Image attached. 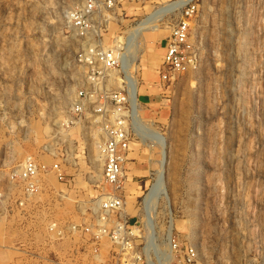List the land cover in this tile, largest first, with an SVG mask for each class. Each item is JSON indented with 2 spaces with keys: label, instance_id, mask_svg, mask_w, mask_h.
Masks as SVG:
<instances>
[{
  "label": "rangeland",
  "instance_id": "obj_1",
  "mask_svg": "<svg viewBox=\"0 0 264 264\" xmlns=\"http://www.w3.org/2000/svg\"><path fill=\"white\" fill-rule=\"evenodd\" d=\"M82 1L0 0V108L5 109L0 110V264L126 259L96 227V198L106 186L103 171L97 178L92 165L84 131L89 121L69 129L60 124L87 86L76 53L95 39L79 37L67 13ZM167 1L177 0H117L102 42L114 47L117 35L125 37ZM197 4L186 70L162 80L163 43L179 12L165 14L144 31L138 52L128 55L139 114L167 146L165 187L152 212L155 246L146 249L150 231L146 204L143 215L140 204L156 180L163 152L160 145L143 144L132 130L121 192L137 229V261L161 264L167 258L168 264H189L183 255L192 244L199 259L191 264H264V0ZM66 85L74 98L60 104L58 94ZM93 129L100 132V145L101 125ZM28 157L47 166L61 162L66 180L54 170L41 171L34 179L36 190L28 192L14 174ZM141 221L144 234L138 231Z\"/></svg>",
  "mask_w": 264,
  "mask_h": 264
},
{
  "label": "built area",
  "instance_id": "obj_2",
  "mask_svg": "<svg viewBox=\"0 0 264 264\" xmlns=\"http://www.w3.org/2000/svg\"><path fill=\"white\" fill-rule=\"evenodd\" d=\"M116 5L117 0H83L72 11L69 22L77 35L84 39L92 35L96 42L84 45L76 53V61L83 67L87 86L77 92L66 117L64 116L60 124L67 129L71 125L89 120L101 125L104 137L100 143V150L104 158L103 182L106 187L96 198L100 210V219L96 227L99 234L110 237L114 247L118 249L117 255L126 258L125 261L118 259L114 264H138V249L135 244L137 229L131 221V214L126 209V196L121 192L124 188L123 170L129 155L134 128L131 101L127 89H110V71L120 67L122 59L113 47H105L102 43L104 27L111 23L109 16ZM198 10L197 0H186L167 14L170 16L179 12V18L172 24L166 40L161 70L162 80L172 79V74L186 70L188 67L190 62L188 53L191 48L190 19ZM100 15H104V18L99 21ZM49 170H54L59 180H66L61 162L52 166L41 165L32 157L25 160L22 174L18 177L26 182L28 192H34L36 190L34 179L41 171ZM140 205L143 215V200ZM141 227L138 231L144 234L143 221ZM144 238V248H154L155 245H151V240ZM170 241L172 249L177 250L178 243L174 239ZM161 255L160 249L159 258ZM183 259L189 264L199 259L197 247L192 244L186 246Z\"/></svg>",
  "mask_w": 264,
  "mask_h": 264
},
{
  "label": "bare ground",
  "instance_id": "obj_3",
  "mask_svg": "<svg viewBox=\"0 0 264 264\" xmlns=\"http://www.w3.org/2000/svg\"><path fill=\"white\" fill-rule=\"evenodd\" d=\"M72 1H74V0H71V2ZM185 1L186 0L167 1V2H164L160 5L155 6V8L153 9V11L150 13V15L148 17H146L145 19L143 18V20H141L135 26L128 29V33L125 37L117 35L114 38L115 46L113 47V49L120 55L122 61H121L120 68H115V69H112L110 71L109 84L113 86L115 84L121 85L125 82V84H126L125 88H122V89H127V91H128L130 101H131V118L133 120V126L136 128V133L139 136L140 141L149 147L154 146V145H160L162 147V152H163V157L160 160V169L156 175V180L154 181V183H152V185L149 189V192L145 195L144 202H143L146 204L145 205V211L147 214L146 216L148 218V221L146 222V226H147L148 230L150 231L149 237H150V240H152L151 242L154 241L153 240L154 235L152 233L153 227H154V220H153V213L152 212L154 209L155 201L159 198V195H160L161 191L163 190V187H165V186H163V174H164L163 172H164V168H165L166 160H167V150H166L167 146L165 145V142L163 140V137H162L163 135H161V133L158 130H156L154 127L144 123V121L141 118V115L139 114L140 110H139V102H138V96H137V84L138 83L136 81L135 76L133 75V73L131 71L132 61L129 60L128 55L131 54V56H135L134 54L138 52L139 47H140L139 42H140L141 36L143 35L144 31H146L147 29L149 30L165 14L170 13L175 7L182 5ZM67 13H68L69 18H71L70 16L72 13H69V11ZM95 42L96 41L93 40V42L92 43L90 42V43L94 44ZM103 45L105 47H107L105 45V43ZM121 48H122V50H124L123 52H122ZM120 73H122L123 76L120 75ZM68 86L66 85L65 86L66 88L61 93L59 92V94H58V100H59L60 104H69V103H71V101H73V98H74L73 88L70 89ZM59 90L61 91V89H59ZM0 102L2 104L3 99H1ZM55 104H54V106H55ZM56 105H58V104H56ZM59 106H62V105H59ZM56 107L57 106H55V108ZM1 109H2V107L0 108V110ZM58 109H56V110L58 111ZM4 110L2 109V112ZM53 111H55L54 108H53ZM57 111H55V112L57 113ZM59 114H60V112H59ZM88 124L89 125L86 126L84 131L86 132L85 134H86V137L88 139L89 146L91 148L90 152H91L92 165H93L94 169L97 171V178H100L102 175L103 167H104V158L101 154L100 145H99V141H100L99 138H101V137H99L100 132L93 129V125H96L94 122L89 120ZM58 127H59V125H58ZM48 130H50V129H48ZM101 133H102V131H101ZM47 149H49L51 152H53L52 146L48 145ZM24 163H25V161L22 164H20L19 166H17V168L14 171V174H16L18 176H20L22 174ZM96 203L97 204L95 205V211H96L97 207L99 206L97 201H96ZM168 235L170 237L169 233H168ZM170 252H171V250H170ZM161 264H168L167 258H164V261Z\"/></svg>",
  "mask_w": 264,
  "mask_h": 264
},
{
  "label": "crops",
  "instance_id": "obj_4",
  "mask_svg": "<svg viewBox=\"0 0 264 264\" xmlns=\"http://www.w3.org/2000/svg\"><path fill=\"white\" fill-rule=\"evenodd\" d=\"M166 40H167V39H166ZM166 40H165L164 43H163L164 45H163V48H162V49H163V53H162V55H163L164 52H165V48H166ZM160 78H161V77H160Z\"/></svg>",
  "mask_w": 264,
  "mask_h": 264
}]
</instances>
